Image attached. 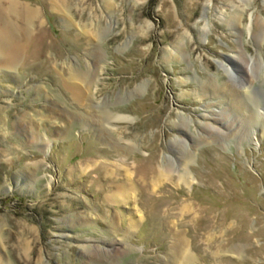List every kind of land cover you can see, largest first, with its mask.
I'll return each mask as SVG.
<instances>
[{
    "label": "rangeland",
    "instance_id": "obj_1",
    "mask_svg": "<svg viewBox=\"0 0 264 264\" xmlns=\"http://www.w3.org/2000/svg\"><path fill=\"white\" fill-rule=\"evenodd\" d=\"M253 105L264 0H0V263L264 264Z\"/></svg>",
    "mask_w": 264,
    "mask_h": 264
},
{
    "label": "bare ground",
    "instance_id": "obj_2",
    "mask_svg": "<svg viewBox=\"0 0 264 264\" xmlns=\"http://www.w3.org/2000/svg\"><path fill=\"white\" fill-rule=\"evenodd\" d=\"M57 5V4H56ZM55 5V6H56ZM14 8L15 9H18V7H17V5L16 4H14ZM23 9H26V7H23ZM20 11V10H19ZM19 11H17L16 13H15V15L16 16H19ZM22 16L21 17H23L24 19H25V21H29V19L31 18V16H32V13L31 12H29V10L28 9H26L25 10V14H21ZM34 35H36V38H37V35H38V33L37 32H35V34ZM2 37V36H1ZM24 37V36H23ZM25 38V37H24ZM35 38V39H36ZM12 39L13 38H11V37H5V38H3V41H4V43H5V45L6 46H3V43H1V51H3L4 50V48H6V47H8L7 48V50H8V53H7V56L4 58V64H6V65H8L9 64V62L11 61L10 60V58L12 57L13 59L12 60H14L19 54H24V53H26V51H27V48H26V44H23V40H19V41H17V42H12ZM3 46V47H2ZM13 54V55H12ZM25 58H28V55L25 57ZM25 60H27V59H25ZM78 77H79V79H81V80H84V79H86V80H90V78L89 77H87V75H84V74H78ZM231 77V76H230ZM233 79V78H232ZM244 83V82H243ZM242 87V86H241ZM71 92H72V98H74L75 97V99H77V98H79L80 97V95H81V92H80V90L79 89H77V88H75V87H72L71 88ZM242 93V92H241ZM230 95V96H229ZM229 97H226V98H229V102L227 101V104L229 105V106H231L233 109H237L238 107H242V105H244V103L241 101V99L238 97V95L236 94V92L234 91V92H231V91H229ZM225 97V96H224ZM223 97V98H224ZM81 98H82V96H81ZM80 98V99H81ZM254 99V98H253ZM246 100V99H245ZM249 101V100H248ZM254 101H255V99H254ZM232 102H235V106L232 104ZM242 104V105H241ZM254 107L253 108H251V111H250V113L251 114H255V117L256 118H258V117H264V113L263 112H259V111H255L256 110V105H253ZM116 117H118V116H116ZM115 117V118H116ZM181 118V117H180ZM111 119H113V118H111ZM118 119V118H117ZM116 119V120H117ZM247 119H248V117H247ZM264 119V118H263ZM181 122H183V121H181ZM86 123V122H85ZM85 123L83 124V125H85ZM88 123V122H87ZM186 123V122H185ZM225 125V124H224ZM162 172V171H161ZM123 188H124V186H123ZM1 264V263H0Z\"/></svg>",
    "mask_w": 264,
    "mask_h": 264
}]
</instances>
